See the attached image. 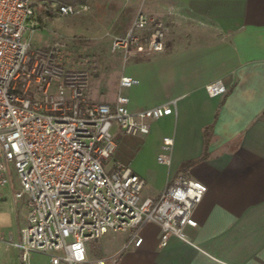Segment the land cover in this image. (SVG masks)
Masks as SVG:
<instances>
[{
	"label": "crops",
	"instance_id": "1",
	"mask_svg": "<svg viewBox=\"0 0 264 264\" xmlns=\"http://www.w3.org/2000/svg\"><path fill=\"white\" fill-rule=\"evenodd\" d=\"M142 2L144 11L169 16V31L162 51L122 64L120 74L137 79L122 92L130 110L175 104L145 134L113 124L116 148L105 165L144 177L142 196H157L179 174L207 189L187 239L170 235L161 245L159 225L147 222L140 244L125 246L114 264H264V0ZM215 79L226 89L209 95L205 84ZM116 92L117 83L102 100ZM164 136L172 137L168 165L156 159ZM18 187L14 176L0 186V264H23L13 243L27 211L25 196L13 194ZM110 232L121 234L119 249L127 232L109 231L94 246ZM29 264H50L48 253L32 250Z\"/></svg>",
	"mask_w": 264,
	"mask_h": 264
},
{
	"label": "built area",
	"instance_id": "2",
	"mask_svg": "<svg viewBox=\"0 0 264 264\" xmlns=\"http://www.w3.org/2000/svg\"><path fill=\"white\" fill-rule=\"evenodd\" d=\"M36 0H0V186L19 187L25 196V223L13 243L23 264L32 250L46 252L50 264H114L121 249L140 244L147 222L160 227L159 243L170 235L187 239L186 226H196L193 209L207 186L184 174L168 182L155 197L142 196L145 179L130 166L105 168L116 148L113 124L127 134H145L150 121L173 111L175 99L130 110L122 89L137 83L120 74L112 102L86 98L89 72L68 68L56 60L60 41L48 48H31L38 20ZM44 9L76 15L87 2L49 1ZM169 16L140 7L122 34L110 36L109 50L125 63L164 49ZM221 79L205 84L209 95L223 93ZM172 137L164 136L156 159L171 161ZM127 232L117 250L88 256L102 235ZM88 243V246H87Z\"/></svg>",
	"mask_w": 264,
	"mask_h": 264
},
{
	"label": "rangeland",
	"instance_id": "3",
	"mask_svg": "<svg viewBox=\"0 0 264 264\" xmlns=\"http://www.w3.org/2000/svg\"><path fill=\"white\" fill-rule=\"evenodd\" d=\"M72 1L87 2L90 9L76 15H57L44 9L49 4L48 0H36L38 25L31 38V48L45 49L60 41L62 44L56 60L68 68H86L89 72L85 92L87 100L103 101L113 91L124 64L119 52L109 50L110 36L122 34L119 30L123 24L130 23L135 11L139 7L144 10L145 4L143 6V0ZM146 7L149 8L148 5ZM105 168L108 170L106 165ZM13 176L17 179L14 171ZM121 237L119 233H108L99 241L98 246L92 247L88 256L93 258L97 253L109 254L117 250ZM93 245L95 243H91Z\"/></svg>",
	"mask_w": 264,
	"mask_h": 264
},
{
	"label": "trees",
	"instance_id": "4",
	"mask_svg": "<svg viewBox=\"0 0 264 264\" xmlns=\"http://www.w3.org/2000/svg\"><path fill=\"white\" fill-rule=\"evenodd\" d=\"M48 1H56L57 3H61V2H74L72 0H48ZM127 24L128 23L123 24V28H122V30L119 31V33H121L124 30V28L126 27Z\"/></svg>",
	"mask_w": 264,
	"mask_h": 264
}]
</instances>
